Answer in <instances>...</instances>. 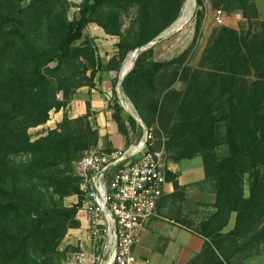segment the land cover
Wrapping results in <instances>:
<instances>
[{"label": "trees", "instance_id": "trees-1", "mask_svg": "<svg viewBox=\"0 0 264 264\" xmlns=\"http://www.w3.org/2000/svg\"><path fill=\"white\" fill-rule=\"evenodd\" d=\"M209 1L239 11L247 28L214 29L190 66L203 0H195L190 44L163 61L153 59L149 44L179 18L185 0H83L72 19L67 0H0V264H60V243L80 226L79 203H64L78 194L74 162L101 142L111 150L89 102L75 118L67 105L80 87L94 86L99 71L115 72L114 89L125 58L138 49L122 92L146 127L162 131L169 161L201 158L202 182L215 195L204 219L182 224L204 239L186 264H236L234 257L264 253V20L254 0ZM90 23L118 38L107 61L84 35ZM110 102L118 132L128 140L136 129L138 140L140 125L123 115L115 94ZM60 110L61 121L32 139L29 130ZM178 176L165 170L174 193L185 188Z\"/></svg>", "mask_w": 264, "mask_h": 264}, {"label": "built area", "instance_id": "built-area-1", "mask_svg": "<svg viewBox=\"0 0 264 264\" xmlns=\"http://www.w3.org/2000/svg\"><path fill=\"white\" fill-rule=\"evenodd\" d=\"M67 1L80 11L83 0ZM183 13L164 34L180 30L193 16L186 6ZM214 17L217 24L224 23L221 9ZM140 125L143 132L138 140L110 151L95 147L74 162L78 194L73 197L79 203L80 226L62 264H148L134 249L167 181L163 147L154 149L152 129Z\"/></svg>", "mask_w": 264, "mask_h": 264}, {"label": "crops", "instance_id": "crops-1", "mask_svg": "<svg viewBox=\"0 0 264 264\" xmlns=\"http://www.w3.org/2000/svg\"><path fill=\"white\" fill-rule=\"evenodd\" d=\"M85 33L93 39L97 55L102 61H107L116 52L117 37L106 35L100 27L93 23L88 24ZM178 40L179 39H176V37H172L168 40L159 37L157 42L151 44L153 46V59L156 61H163L174 57L176 51L175 46L179 44ZM124 67L125 61L121 66L118 74V82L114 89L111 84V78L115 76V72L99 71L94 76V86L92 88L87 86L80 87L66 108L68 117L75 118L86 113V103L89 102L90 108L94 112L91 118L94 127L98 129L100 136H107L109 145L112 146L113 149L122 146V139L118 132L117 124L112 119V109L109 107L114 94L121 107L124 108L129 115H132L133 112L136 113L132 102L124 95L120 87L121 80L125 76L124 73L129 71V68L125 69ZM113 91H115V93ZM49 114L53 120H48L46 124L36 128H46L48 126L47 129L54 128L56 124L61 121L63 110L50 111ZM51 122L55 125H49ZM101 144L102 142L100 145ZM178 163H173V166H177ZM177 170L178 169H172L173 172L181 173L180 170ZM180 173L179 176L181 177ZM178 182L179 185H184L181 179L180 181L178 180ZM192 193V191L189 192L188 198L192 200L193 205L197 206L204 203L212 204L214 202L215 195L211 191H198L195 196H192ZM174 196L173 186L170 182H167L165 191L156 205L155 212L145 225L140 242L135 246L134 251L138 256H144L146 260L149 258L153 259L154 262L151 264H157L156 259L158 258L160 261L163 260L164 264H186L188 260L203 247L204 239L191 233L189 229L182 225L186 221V219H183L186 216V212H184V209H181L178 204L176 205V209H173L172 205H174L175 202L174 204L171 203L174 201ZM181 199H183V197H181ZM233 223L234 214L231 216L230 222L224 231L231 229ZM161 238L163 239L164 245L159 251H156V243ZM154 253L157 254V257H154ZM253 260H256V256L242 261L238 257H234L231 261L236 264L240 262L247 264Z\"/></svg>", "mask_w": 264, "mask_h": 264}, {"label": "rangeland", "instance_id": "rangeland-1", "mask_svg": "<svg viewBox=\"0 0 264 264\" xmlns=\"http://www.w3.org/2000/svg\"><path fill=\"white\" fill-rule=\"evenodd\" d=\"M255 4L257 6V10H258V18L260 20H264V0H254ZM187 2V3H186ZM189 2V3H188ZM195 3V5H194ZM69 7H68V17L70 19H72L73 17H76V15L78 14L77 12H75L72 8H71V3H69ZM196 2L195 0H185L184 6L183 8L186 6L187 11H191L193 10V16L189 19V21L183 25V27L174 32L173 34L167 36V34H164V32H162L159 37H163L164 39L168 40L172 37H176V39H179V44H177L174 48H175V56H177L180 52H182L191 42L192 37H193V33H194V24H195V18H196V11L198 9V6H196ZM183 8L181 10L180 16L181 14L184 15L183 13ZM217 9H221L224 12V23L223 24H217L215 21V17H214V13ZM202 12L203 14V19H202V28H201V34L200 37L197 41V45L195 47V49L193 50V52L190 54L188 60L186 61V63L190 66H196L199 57L201 55L202 49L205 46L207 39L209 38L210 34L212 33V31L220 26H230L233 28H236L238 30L240 29H246L247 28V22L246 20L241 16V13L237 10H234L232 12L227 13L223 8H213L210 4L209 0H203V4L201 5V7L198 9ZM188 13V12H187ZM84 35L89 36L88 34L85 33L84 31ZM90 37V36H89ZM158 37V38H159ZM170 53V52H169ZM170 55V54H169ZM137 56V52H131L128 54V56L125 58V63H131V66H133L134 60ZM124 63V62H123ZM125 64V65H126ZM176 87H180V84H176ZM123 109V115H127L128 113ZM53 116V115H52ZM132 118L134 119V121H136V123H142L140 118L138 117L137 113L133 112V114L131 115ZM53 120V118L51 119L50 114H49V121ZM143 124V123H142ZM49 125L54 126V123H50ZM144 125V124H143ZM145 126V125H144ZM49 127V126H48ZM44 127H39V128H32L29 130V132L31 133L32 139H35L37 136H39L40 134L44 133L47 128ZM141 128V135L143 132V129L140 125ZM152 129V146L154 149H161L163 147V158H162V167L163 170L165 171L166 169L172 171V169H178L181 171V177H178V180L182 182H184V189L183 191H177L175 192V196H174V201L171 204H175L172 205L173 209H176V205L178 204L179 207L182 209H184L183 211L186 212V216L183 218L184 220L186 219L185 223H188L189 225H192L193 227L196 226L202 219L205 218V216L211 212L212 208L211 206H209L210 204L208 203H204L202 205H193L192 200H190L188 198L189 192H193L192 196L196 195V192L198 191H211L210 186L208 183H204L202 182V179L204 177V173H203V168H202V162H201V158L199 156L194 157L192 159H183L181 160L177 166H173L174 164L168 160L167 158V153L165 151V147H164V142H165V138H164V134L162 133V131L159 130V128L156 125H153L151 127H148ZM159 130L158 133L156 130ZM136 133V129L135 131L131 132L132 138L130 139H126L123 135L120 134L121 139H122V146L127 145V143H132L134 142L135 138L133 137V135ZM108 139V138H107ZM101 147V145H99ZM108 148H110L111 150L113 149L112 146L108 145ZM177 170V171H178ZM212 192V191H211ZM245 193L247 194V186L245 187ZM181 197H183V199H181ZM75 198L71 196L65 199V205H71L74 203ZM171 206V209H172ZM190 219V220H189ZM77 237V232L75 229H69L66 233V235L64 236L62 242L59 245V249H65V256L66 253L68 252V250L70 249L69 247H71V244H73L76 240ZM164 245L163 239H159L156 243V251H159L160 248H162ZM65 256L62 258V260L60 261V264H62V262L65 259ZM139 257L145 261H147L148 264H151L153 261V259L149 258L148 260H146V258L144 256H140ZM154 257H157V254L154 253ZM252 258V257H251ZM157 264H164L163 260L160 261V259H156ZM240 264H243L240 262ZM247 264H264V253H261L260 255L256 256V260H253Z\"/></svg>", "mask_w": 264, "mask_h": 264}, {"label": "bare ground", "instance_id": "bare-ground-1", "mask_svg": "<svg viewBox=\"0 0 264 264\" xmlns=\"http://www.w3.org/2000/svg\"><path fill=\"white\" fill-rule=\"evenodd\" d=\"M187 3V2H186ZM189 3V2H188ZM126 64V63H125ZM130 66H131V63L129 62V63H127L126 65H125V69H128V68H130Z\"/></svg>", "mask_w": 264, "mask_h": 264}, {"label": "water", "instance_id": "water-1", "mask_svg": "<svg viewBox=\"0 0 264 264\" xmlns=\"http://www.w3.org/2000/svg\"><path fill=\"white\" fill-rule=\"evenodd\" d=\"M149 46H151V44H149ZM138 51H139V49H138V50H136V52H138ZM131 68H132V67H130V68H129V70H130ZM126 73H127V72H126ZM126 73H124V74H126Z\"/></svg>", "mask_w": 264, "mask_h": 264}]
</instances>
